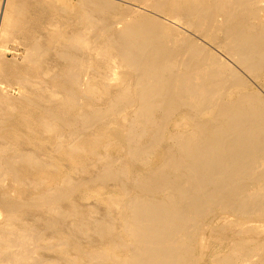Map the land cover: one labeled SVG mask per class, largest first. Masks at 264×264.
<instances>
[{"label":"bare ground","instance_id":"bare-ground-1","mask_svg":"<svg viewBox=\"0 0 264 264\" xmlns=\"http://www.w3.org/2000/svg\"><path fill=\"white\" fill-rule=\"evenodd\" d=\"M0 264H264V0H0Z\"/></svg>","mask_w":264,"mask_h":264},{"label":"rangeland","instance_id":"rangeland-1","mask_svg":"<svg viewBox=\"0 0 264 264\" xmlns=\"http://www.w3.org/2000/svg\"><path fill=\"white\" fill-rule=\"evenodd\" d=\"M15 34H16V33H15ZM35 34L38 36V33H35ZM15 39H16V40H12V42L15 44L14 46L12 45V44H13L12 42H11V43L9 42V49L12 47L10 50H12V52L14 51L13 53L16 52L15 54H19L20 51H21V48H19V49H17V47L15 48V46H16V43H15V42H17V41L19 40V37H18V40H17L16 37H15ZM14 41H15V42H14ZM7 45H8V44H7ZM13 47L16 49V51H15V49H14ZM13 49H14V50H13ZM17 52H18V53H17Z\"/></svg>","mask_w":264,"mask_h":264}]
</instances>
